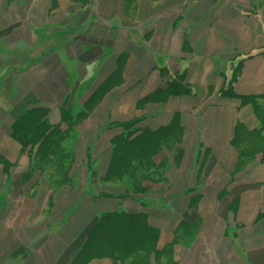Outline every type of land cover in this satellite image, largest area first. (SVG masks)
<instances>
[{"label": "crops", "instance_id": "1", "mask_svg": "<svg viewBox=\"0 0 264 264\" xmlns=\"http://www.w3.org/2000/svg\"><path fill=\"white\" fill-rule=\"evenodd\" d=\"M176 74L190 91L167 95ZM10 75L0 264H118L80 251L119 209L157 229L151 264H264V0H0V85ZM64 104L87 112L63 141L68 183L11 136L23 109L58 124ZM130 121L167 138L124 194L102 178Z\"/></svg>", "mask_w": 264, "mask_h": 264}, {"label": "trees", "instance_id": "2", "mask_svg": "<svg viewBox=\"0 0 264 264\" xmlns=\"http://www.w3.org/2000/svg\"><path fill=\"white\" fill-rule=\"evenodd\" d=\"M12 82L11 75L2 80V97L9 98ZM164 86L167 95L190 91L183 83L182 74L174 75ZM86 115L87 112L82 111L74 116L64 104L60 122L50 124L48 109L34 105L23 109L12 122L11 136L32 154L36 169L42 171L50 168L54 170V176L68 183L71 178L68 175L70 155L64 151L63 141L76 121ZM135 124V121L121 124L128 130L114 140L110 171L102 178L121 180L124 194L129 191L134 193L137 185L149 178L150 170L153 169L152 158L167 138V132L163 129L158 133L142 131L140 136L136 135L132 129ZM157 238L158 231L148 223L145 213H131L124 209L103 212L90 227L80 257H110L118 264H151L150 258L157 252L154 249Z\"/></svg>", "mask_w": 264, "mask_h": 264}, {"label": "rangeland", "instance_id": "3", "mask_svg": "<svg viewBox=\"0 0 264 264\" xmlns=\"http://www.w3.org/2000/svg\"><path fill=\"white\" fill-rule=\"evenodd\" d=\"M256 139V141H252V144L255 145V146H261V145H264V140L263 139H260V138H257V137H254ZM65 151V150H64Z\"/></svg>", "mask_w": 264, "mask_h": 264}]
</instances>
